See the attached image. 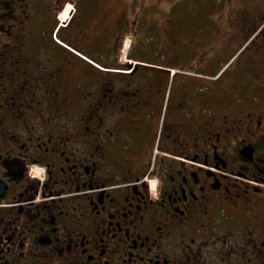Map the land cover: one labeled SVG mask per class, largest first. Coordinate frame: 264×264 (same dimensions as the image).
Wrapping results in <instances>:
<instances>
[{"label":"flooded vegetation","instance_id":"flooded-vegetation-1","mask_svg":"<svg viewBox=\"0 0 264 264\" xmlns=\"http://www.w3.org/2000/svg\"><path fill=\"white\" fill-rule=\"evenodd\" d=\"M185 6L0 0V264H264V9Z\"/></svg>","mask_w":264,"mask_h":264},{"label":"rangeland","instance_id":"rangeland-1","mask_svg":"<svg viewBox=\"0 0 264 264\" xmlns=\"http://www.w3.org/2000/svg\"><path fill=\"white\" fill-rule=\"evenodd\" d=\"M259 1V0H258ZM28 2V1H27ZM197 4L200 5L202 9H200L199 18L200 22L203 27V32L206 34L210 29L212 24H223V25H230V24H239L243 21L244 15H249L254 17L257 13V6L255 5V0H186L185 6V14H188L190 11L193 12V9L197 7ZM145 6L144 4L141 7ZM70 8V3H65L59 9L57 16L64 17V10ZM139 11V8L136 9L134 14ZM133 14V15H134ZM67 15V13L65 14ZM68 17V15H67ZM135 18V16H133ZM217 21V22H216ZM195 21L191 19L190 26ZM129 39L125 43V46L128 45ZM242 56H245L243 53Z\"/></svg>","mask_w":264,"mask_h":264}]
</instances>
